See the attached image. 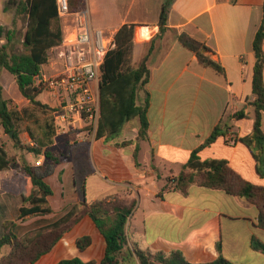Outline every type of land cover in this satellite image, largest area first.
<instances>
[{"label": "crops", "instance_id": "crops-1", "mask_svg": "<svg viewBox=\"0 0 264 264\" xmlns=\"http://www.w3.org/2000/svg\"><path fill=\"white\" fill-rule=\"evenodd\" d=\"M114 1L93 0L91 24L94 29L113 36L123 25L135 27L132 65L137 66L147 55L149 70L148 83L137 97L138 103L148 100L146 138L136 140L138 118L124 123L120 129L122 135L111 141L105 137L96 139L95 131L92 134L82 131L79 134L84 139L77 143L85 142V158L72 155L69 162L55 168L61 189L71 195V205L82 197L74 183L75 176L78 185L84 182L87 202L111 195L130 200L136 197L127 233L130 242L143 251L165 255L178 251L190 263L211 262L221 254L234 264H264V255L250 244L252 236L264 242V230L256 226L255 205L222 190L195 184L186 193L166 190L157 196L164 185V175L155 172L163 171L165 166L180 168L222 120L227 127L225 135L204 146L198 153L200 160H224L242 179L264 187V177L258 174L251 151L237 140L250 134L253 127V108L248 105L254 100L252 43L262 21L264 0ZM166 3L169 4L167 30L157 37L159 15ZM11 17L12 8L5 9L3 0L0 26L8 25ZM175 33H185L203 42L209 50L206 55L223 68L224 74L201 65L176 39ZM262 48L264 52V42ZM241 110L247 117L234 118L233 114ZM46 123L54 127L51 120L44 121L40 127L44 128ZM261 128L264 132V112ZM29 132H23L19 140L27 141L28 135L32 146ZM57 135L55 129L52 145L57 143ZM124 141L131 143L115 145ZM136 145L138 166L134 160ZM142 151L146 155L144 160L140 157ZM10 195L7 189H0V238L1 224L16 219L21 205L18 194L15 200ZM11 206L17 208V213L8 217ZM44 218L26 217L17 223L14 233L21 236L23 230L41 227L44 224L40 220ZM83 236H89L91 242L80 250L76 240ZM105 249L104 237L92 219L83 216L34 264H56L71 258L99 264Z\"/></svg>", "mask_w": 264, "mask_h": 264}, {"label": "trees", "instance_id": "trees-1", "mask_svg": "<svg viewBox=\"0 0 264 264\" xmlns=\"http://www.w3.org/2000/svg\"><path fill=\"white\" fill-rule=\"evenodd\" d=\"M69 10L78 11L85 6V0H68ZM15 7L17 14L28 16V25L24 35L23 46L25 53L9 54L7 45L13 39V32L0 26V70H6L15 79L20 95L29 105L42 112H54L48 105L40 102L37 97L42 93L41 85H35L34 78L39 75L41 67L49 62L50 54L57 52L63 39L62 20L58 16L56 0H5V9ZM169 4L162 6L158 20V34L161 37L167 30ZM134 25H123L114 35V47L109 49L100 66L101 76L98 87L99 118L94 133L96 139L105 137L112 140L120 131L123 124L138 118L140 127L137 141L146 138L148 129L147 107L148 100L138 103L139 91H143L149 80V70L146 65L147 55L137 66L132 65V48L134 45ZM140 32V31H139ZM176 39L187 50L192 52L198 62L204 67L213 69L223 75V68L202 49L208 48L185 33H175ZM264 5L263 17L252 43L254 52V67L252 78V94L254 100L249 102L253 108V127L250 134L238 138L252 153L256 161V169L264 177V132L261 128V114L264 112ZM209 51V50H208ZM50 53V54H49ZM149 54V52H148ZM1 90V87H0ZM7 99L0 93V126L4 132H12L14 146L22 147L19 140L18 123L21 114L9 108ZM236 119L247 117L244 110L233 114ZM41 133L29 132L32 146L23 147L35 157L43 156L45 161L39 165H31L25 160L21 162L18 178L22 192H18L21 205L16 220H7L1 224L0 251L4 246L9 252L0 257V264H34L41 256L48 253L56 242L69 231L83 216H89L105 239V254L99 264H234L221 254L211 262L190 263L183 255L174 251L167 255L143 251L136 245H130L127 233V221L136 206V199L122 198L118 195L106 196L93 202L84 198L83 180L77 184L82 196L79 203L73 205L64 215L53 222L33 229L17 236L14 228L26 217L34 215H48L53 212L48 198L52 189L46 179L54 174L56 166L61 162L62 154L52 151L55 128L46 123ZM227 127L221 120L213 129L209 138L200 147L192 151L185 164L180 167L176 177L172 180L173 188L163 185L157 196L166 190L186 193L192 184L222 190L230 196L243 198L256 206L258 216L256 226L264 230V187L254 185L242 179L232 170L226 161L210 159L200 160L198 153L204 147L213 143L218 137L224 136ZM131 141L116 143L125 146ZM139 146H135L134 160L138 166ZM13 161L8 158L7 151L0 144V171H7ZM18 183V185H19ZM20 191V190H19ZM89 236L79 237L76 245L80 250L89 246ZM251 248L264 255V242L251 237ZM56 264H93L85 263L78 258L62 259Z\"/></svg>", "mask_w": 264, "mask_h": 264}, {"label": "rangeland", "instance_id": "rangeland-1", "mask_svg": "<svg viewBox=\"0 0 264 264\" xmlns=\"http://www.w3.org/2000/svg\"><path fill=\"white\" fill-rule=\"evenodd\" d=\"M85 1H86V7L88 8L90 15L92 17L93 0H85ZM103 1H106V3L115 2L114 0H103ZM2 3L3 0H0V6L2 5ZM11 8H12L11 20L8 25L4 26L6 31L10 30L13 32V39L7 45V52L9 54L25 53L26 49L23 46V41L28 25V16L26 14H17V12L15 11V7H11ZM0 42L2 44L6 43L5 40H2ZM63 69H64L63 62L58 59L57 53L52 52L48 64L41 71L48 79L57 80ZM100 76H101V71L99 73V81H100ZM99 81H98V85L96 83L92 87L95 93H97V87H99ZM0 87H1L0 93L2 98L10 101L9 108L14 111H17V108L18 109L21 108V111H17L21 114V121L17 124L19 128V136L22 135L23 132H25L26 130H29L30 132L39 135L41 133V128H42L40 126L43 124V122L46 120H51L58 134L56 137L58 141L57 143L49 147V149L62 154L60 164L69 162L72 155H76V156L78 155L80 159L84 157L85 155L84 148L86 147V144L85 142L77 143L79 139H84L79 133H81L82 131H86L87 134H92L93 131L91 129L89 121L83 120L85 115L82 114L80 115L81 117H79V113L77 112V107L75 105V102L67 92L59 88L50 89L46 85H41L40 88L42 89V93L39 96V100L43 104L48 105L51 109L55 110L54 112L49 111L44 113L41 110L27 104L25 99L22 98V96L18 91L14 77L4 69L0 70ZM120 135H122L121 130L119 131L118 135H116L115 137ZM26 138L27 141L25 142L23 140H20V144L22 145V147L17 148L14 146V141L12 139V136L9 133L4 132L0 126V144L3 145L5 150L7 151L8 158L13 161L10 165L9 171L6 172L0 171V189H7L10 194L14 195V196L10 195V197L13 198L14 200L16 199L15 196L17 195V193L22 192L21 189H23L19 183L20 178H18V174H20L19 168L21 162L25 160L27 163L31 165H39L45 161L43 156L35 157L31 153H29L26 149L23 148L29 146V143L31 142L28 135H26ZM145 156H146L145 152L142 151L140 153L141 159L144 160ZM179 170L180 168L174 169L165 166L163 171L158 170L159 173L158 171L155 172L157 174L164 175V185L167 184V188H173L172 180L176 177ZM59 181H60V176L58 177L57 180V176L55 174L47 179V183H49L53 191L52 195L48 198L49 205L51 206L53 212L48 215H42L45 217L44 219L40 220V223L44 224L43 226L61 217L73 206L70 203L72 201L71 195H69V192L65 191L63 188L61 189L62 185ZM65 184H67V182H65ZM134 199H136V197H134ZM15 213H17V208L11 206L9 208V215L7 216L11 217L12 215H15ZM34 216H39V215H34ZM34 216H30V217H34ZM128 221H127V229H128ZM37 228L39 227L36 226L34 229ZM31 230H33L32 227L26 231L23 230L22 232L26 233ZM128 242L130 245H134L130 242V240H128ZM8 251L9 248L7 246H4L0 251V257L6 254Z\"/></svg>", "mask_w": 264, "mask_h": 264}, {"label": "built area", "instance_id": "built-area-1", "mask_svg": "<svg viewBox=\"0 0 264 264\" xmlns=\"http://www.w3.org/2000/svg\"><path fill=\"white\" fill-rule=\"evenodd\" d=\"M56 6L63 32L56 53L64 69L57 80L48 79L40 71L34 83L67 92L75 102L79 117L84 114L83 120L89 121L94 132L99 118V95L92 87L98 85L100 66L105 53L114 47V36L92 27L86 1L84 8L75 12L69 10L68 0H56Z\"/></svg>", "mask_w": 264, "mask_h": 264}, {"label": "water", "instance_id": "water-1", "mask_svg": "<svg viewBox=\"0 0 264 264\" xmlns=\"http://www.w3.org/2000/svg\"><path fill=\"white\" fill-rule=\"evenodd\" d=\"M202 53L203 54H207L208 53V50L207 49H202ZM10 135H12V132H9Z\"/></svg>", "mask_w": 264, "mask_h": 264}]
</instances>
